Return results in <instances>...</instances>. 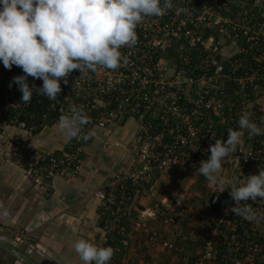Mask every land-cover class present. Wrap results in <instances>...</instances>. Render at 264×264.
I'll use <instances>...</instances> for the list:
<instances>
[{
  "label": "built area",
  "instance_id": "2783aa9c",
  "mask_svg": "<svg viewBox=\"0 0 264 264\" xmlns=\"http://www.w3.org/2000/svg\"><path fill=\"white\" fill-rule=\"evenodd\" d=\"M172 4L162 16L145 17L137 26L135 46L120 50L127 63L83 76L73 70L67 84L61 81L55 100L33 93L29 104L21 103V92L9 84L22 70L16 66L8 70L0 63V120L6 127L36 132L76 105L83 106L91 121L84 134L135 121L137 164L107 178L93 194L99 201L104 246L114 250L110 264H122L133 231L147 236L137 243L130 264H152L158 248L182 253L190 241L201 244L189 264H264V200L241 202L253 208L252 221L229 211L235 203L229 187L264 169V134L250 137L244 130L243 143L222 163L225 190L218 185L212 189L224 205L213 206L200 232L179 230L171 242L145 223V218H152L176 224L181 215L177 202L133 215L137 195L146 194L143 184L157 173L185 166L190 176L205 178L198 167L207 160L209 146L215 139L226 140L242 113L264 128V0H172ZM28 81L42 84L31 77ZM15 150L16 163L38 183L77 177L84 154L82 139H72L68 149L58 153ZM8 237L22 241L26 235Z\"/></svg>",
  "mask_w": 264,
  "mask_h": 264
},
{
  "label": "crops",
  "instance_id": "0c3cea01",
  "mask_svg": "<svg viewBox=\"0 0 264 264\" xmlns=\"http://www.w3.org/2000/svg\"><path fill=\"white\" fill-rule=\"evenodd\" d=\"M3 130L6 134L0 133V229L29 232L31 235H27L25 241L14 243L43 264H81L73 248L77 239L90 238L100 246L105 244L104 225L98 216L99 201L93 196L95 190L107 178L137 164L133 142L135 121L128 119L118 126L91 130V138L82 139L84 154L79 175L71 179H49L43 183L32 180L23 166L7 157L13 156L15 148L43 154L67 150L70 141L59 130L58 121L31 132L6 127L0 120V132ZM105 142L119 145L105 148ZM226 175V171H221V179ZM143 187L146 194L137 195L132 205L135 217L161 203H179L181 215L174 225L158 219H144L162 239L171 242L177 240L179 230L200 232L213 214V206L224 205L213 191V184L205 178L190 176L185 166L157 173ZM146 236L145 232L131 233L122 264H130L137 243ZM200 244L201 241H190L182 253L158 248L152 264H189V257L200 248Z\"/></svg>",
  "mask_w": 264,
  "mask_h": 264
},
{
  "label": "clouds",
  "instance_id": "9594fccd",
  "mask_svg": "<svg viewBox=\"0 0 264 264\" xmlns=\"http://www.w3.org/2000/svg\"><path fill=\"white\" fill-rule=\"evenodd\" d=\"M172 7V0H0V63L8 70L19 67L23 73L14 76L9 87L17 86L25 105L33 93L55 100L61 81L67 84L73 70L83 76L87 71L115 70L127 63L120 50L135 46L137 26L145 17H160ZM29 77L42 84L30 85ZM89 123L83 106L72 105L68 114L58 118V128L68 141L89 140L93 133H83ZM244 130L250 137L264 134L249 113H242L237 129H228L226 140L212 134L215 142L209 146V156L199 164L198 172L222 192V163L243 143ZM229 189L235 202L229 211L254 220L253 208L241 202L264 200V169ZM73 248L81 264H110L114 255L111 246H100L90 238L77 239Z\"/></svg>",
  "mask_w": 264,
  "mask_h": 264
},
{
  "label": "water",
  "instance_id": "95a60500",
  "mask_svg": "<svg viewBox=\"0 0 264 264\" xmlns=\"http://www.w3.org/2000/svg\"><path fill=\"white\" fill-rule=\"evenodd\" d=\"M11 242L14 243V241L9 240L7 237L3 239L2 236H0V252H3L4 255L7 256V261H15L18 264H43L26 254V252L18 248L15 243L16 246Z\"/></svg>",
  "mask_w": 264,
  "mask_h": 264
},
{
  "label": "rangeland",
  "instance_id": "374dc122",
  "mask_svg": "<svg viewBox=\"0 0 264 264\" xmlns=\"http://www.w3.org/2000/svg\"><path fill=\"white\" fill-rule=\"evenodd\" d=\"M1 153V152H0ZM3 153H4V151H3ZM11 153V152H10ZM6 158V157H5ZM10 161H12V162H16L15 161V156L13 157H11V156H8L7 157ZM12 158V159H11ZM32 180H34V179H32ZM0 227H1V225H0ZM15 230V229H14ZM5 230L4 229V227H2L1 229H0V236H2V238L4 239L5 237H8L7 235L9 234V235H14V237H16V235H18V234H21V235H26V238H27V235H31L29 232L27 233V231H25V230H23V231H18V230ZM26 238H24V241H25V239ZM13 241H15V240H13ZM23 241V240H22ZM22 241H15V242H22ZM0 264H18V263H16L15 261H7V256H5L4 255V253L3 252H0Z\"/></svg>",
  "mask_w": 264,
  "mask_h": 264
}]
</instances>
